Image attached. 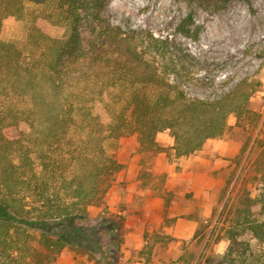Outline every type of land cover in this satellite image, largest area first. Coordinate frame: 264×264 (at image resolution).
I'll return each mask as SVG.
<instances>
[{
    "label": "trees",
    "instance_id": "trees-1",
    "mask_svg": "<svg viewBox=\"0 0 264 264\" xmlns=\"http://www.w3.org/2000/svg\"><path fill=\"white\" fill-rule=\"evenodd\" d=\"M41 1L0 0V264L55 260L65 240L51 226L103 202L122 164L104 143L90 145L102 133L137 134L153 147L157 133L170 129L177 153L188 154L221 136L231 113L256 119L255 112L245 115L233 91L188 97L169 79L172 61L163 72L138 42L102 24L105 0H43L47 7ZM38 18L64 25V36L46 33ZM11 20L26 22L21 39L2 36ZM191 23L189 14L179 31L190 35ZM85 24L92 36L87 46ZM162 44L155 38L151 46L162 52ZM78 133L86 148L73 139ZM66 135L75 146L70 152L78 147L80 153L67 157L60 150ZM222 220L227 246L221 260L197 264H264V186L237 202L228 195Z\"/></svg>",
    "mask_w": 264,
    "mask_h": 264
},
{
    "label": "rangeland",
    "instance_id": "rangeland-1",
    "mask_svg": "<svg viewBox=\"0 0 264 264\" xmlns=\"http://www.w3.org/2000/svg\"><path fill=\"white\" fill-rule=\"evenodd\" d=\"M100 14L103 25L124 31L163 72L165 62L172 61L169 79L188 97L207 100L233 91L236 101L246 105L245 115L255 112L256 119L240 120L231 113L221 136L188 154L177 153L170 129L157 133L153 147L142 144L137 134L115 138L102 133L90 145L104 143L122 166L102 203L51 226L65 246L45 264L221 260L227 242L218 219L228 195L237 202L243 192L256 195L264 186V0H105ZM189 14L190 35H185L178 24ZM37 23L52 37L65 34L60 23L44 18ZM25 25L6 21L2 36L21 39ZM81 31L87 46L91 32L86 24ZM155 38L163 42L162 52L152 48ZM83 135L73 139L86 148ZM70 136L58 143L67 157L80 153L78 147L70 152L75 147Z\"/></svg>",
    "mask_w": 264,
    "mask_h": 264
},
{
    "label": "crops",
    "instance_id": "crops-1",
    "mask_svg": "<svg viewBox=\"0 0 264 264\" xmlns=\"http://www.w3.org/2000/svg\"><path fill=\"white\" fill-rule=\"evenodd\" d=\"M182 174H184V173H182ZM182 176H184V175H182Z\"/></svg>",
    "mask_w": 264,
    "mask_h": 264
}]
</instances>
